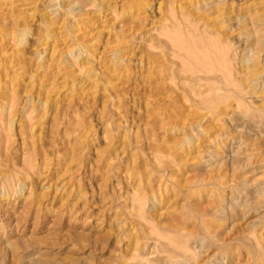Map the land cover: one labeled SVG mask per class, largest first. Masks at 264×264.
Returning a JSON list of instances; mask_svg holds the SVG:
<instances>
[{
	"label": "rangeland",
	"instance_id": "374dc122",
	"mask_svg": "<svg viewBox=\"0 0 264 264\" xmlns=\"http://www.w3.org/2000/svg\"><path fill=\"white\" fill-rule=\"evenodd\" d=\"M0 264H264V0H0Z\"/></svg>",
	"mask_w": 264,
	"mask_h": 264
},
{
	"label": "bare ground",
	"instance_id": "6f19581e",
	"mask_svg": "<svg viewBox=\"0 0 264 264\" xmlns=\"http://www.w3.org/2000/svg\"><path fill=\"white\" fill-rule=\"evenodd\" d=\"M164 5V4H163ZM185 6V5H184ZM159 7H161V6H159ZM180 8H184V7H182V5L180 4ZM196 11V10H195ZM181 12V11H180ZM198 16V15H197ZM200 17V16H199ZM203 18H204V20H205V17L203 16ZM171 22V21H170ZM177 23L175 22V21H173V23H172V25H170L171 27H178L179 26V24H177ZM187 25H189V24H187ZM207 25V24H206ZM189 27H190V25H189ZM206 27H208V26H206ZM185 28V27H184ZM212 28V27H211ZM195 32V31H194ZM201 34L202 35H204V34H206V33H208L209 34V31L208 32H206L205 30H203V29H201ZM201 35V36H202ZM187 41V40H186ZM171 43H172V41H171ZM198 43V42H197ZM204 44V43H203ZM189 47H191L190 45H188ZM178 47V46H177ZM203 47V46H202ZM208 47V46H207ZM217 47H218V45H217ZM181 48V47H180ZM194 48V47H193ZM195 49V48H194ZM186 50V49H185ZM187 51V50H186ZM194 51V50H193ZM211 51V50H210ZM182 52V51H181ZM195 52V51H194ZM209 52V51H208ZM178 53V52H177ZM183 53V52H182ZM188 53V52H187ZM201 53V52H200ZM205 53V52H204ZM211 54H212V52H210ZM180 54V53H179ZM196 54V53H195ZM199 54V53H198ZM185 55V54H184ZM184 55H182L181 56V59H182V57L184 56ZM187 55V54H186ZM205 55V54H204ZM227 56L228 54L226 53L225 54V52H224V50L223 49H218L215 53H214V58L213 59H216L217 61H219V63H222V64H219V66H220V68H218V69H215L216 67H214V68H212V69H209V70H207L206 69V71L204 70V72L206 73V74H212V75H218V76H220V78L221 77H223V78H226L227 77V67H226V62L227 61H229V59H227L226 60V58L224 59V57L223 56ZM192 56V55H191ZM186 57V56H185ZM184 57V58H185ZM195 57V56H194ZM206 57H208L207 56V54L205 55V58ZM213 57V56H212ZM183 58V59H184ZM197 58V57H196ZM200 58V57H199ZM194 59V58H193ZM213 59L211 58V57H208V59H207V62H208V60H209V62H210V60H212L213 61ZM185 60H186V58H185ZM189 60V59H188ZM187 60V61H188ZM190 61V60H189ZM229 63V62H228ZM192 64H194V63H192ZM197 64V63H196ZM216 64V63H215ZM213 65H214V63H213ZM195 66V65H194ZM197 66V65H196ZM200 66H201V64H200ZM223 66H225V67H223ZM205 67H208V66H205ZM209 67H210V65H209ZM208 67V68H209ZM198 68V67H197ZM201 68V67H200ZM195 69H196V67H195ZM189 70V69H188ZM218 70V71H217ZM200 71H202V70H200ZM192 72V71H191ZM203 73V72H202ZM199 74V73H198ZM195 76V75H194ZM193 76V77H194ZM196 79V78H195ZM227 79H228V77H227ZM196 81V80H195ZM199 82V81H198ZM210 88V87H209ZM13 102V101H12Z\"/></svg>",
	"mask_w": 264,
	"mask_h": 264
}]
</instances>
